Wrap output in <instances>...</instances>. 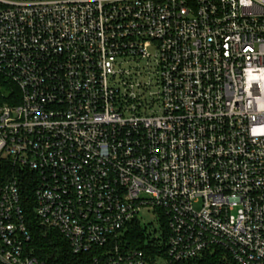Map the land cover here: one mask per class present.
Masks as SVG:
<instances>
[{
  "label": "built area",
  "instance_id": "obj_1",
  "mask_svg": "<svg viewBox=\"0 0 264 264\" xmlns=\"http://www.w3.org/2000/svg\"><path fill=\"white\" fill-rule=\"evenodd\" d=\"M0 74V264L26 179L73 264H264V0H0Z\"/></svg>",
  "mask_w": 264,
  "mask_h": 264
},
{
  "label": "trees",
  "instance_id": "obj_2",
  "mask_svg": "<svg viewBox=\"0 0 264 264\" xmlns=\"http://www.w3.org/2000/svg\"><path fill=\"white\" fill-rule=\"evenodd\" d=\"M15 83L7 77L0 74V107L3 104H17L19 94ZM14 170L8 161L0 158V181H6ZM29 178V177H28ZM22 191L25 192L24 206H26L27 217L31 225L32 234H34L32 245L35 248L37 257L45 264H73L74 256L68 247L67 241L56 231H46L36 218L34 213L33 186L29 179L22 184ZM27 197V198H26ZM144 239V230L142 224L138 221L128 226L126 235V244L132 247H142ZM196 264H217V257H207L195 261Z\"/></svg>",
  "mask_w": 264,
  "mask_h": 264
},
{
  "label": "rangeland",
  "instance_id": "obj_3",
  "mask_svg": "<svg viewBox=\"0 0 264 264\" xmlns=\"http://www.w3.org/2000/svg\"><path fill=\"white\" fill-rule=\"evenodd\" d=\"M143 217L141 218L143 226L146 229L147 236L154 238L155 235L160 233V224L157 219H154L149 213H142Z\"/></svg>",
  "mask_w": 264,
  "mask_h": 264
}]
</instances>
